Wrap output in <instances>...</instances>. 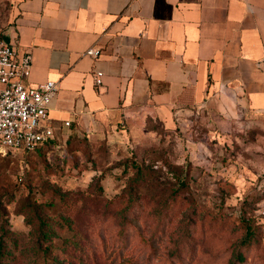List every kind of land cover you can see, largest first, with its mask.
I'll use <instances>...</instances> for the list:
<instances>
[{"label": "rangeland", "instance_id": "374dc122", "mask_svg": "<svg viewBox=\"0 0 264 264\" xmlns=\"http://www.w3.org/2000/svg\"><path fill=\"white\" fill-rule=\"evenodd\" d=\"M16 3L0 0L1 39ZM176 124L72 123L41 151L0 153V264H264V114Z\"/></svg>", "mask_w": 264, "mask_h": 264}, {"label": "crops", "instance_id": "0c3cea01", "mask_svg": "<svg viewBox=\"0 0 264 264\" xmlns=\"http://www.w3.org/2000/svg\"><path fill=\"white\" fill-rule=\"evenodd\" d=\"M3 33L33 57L27 84L58 86L65 122L264 114V0H17ZM94 50L99 55H89ZM97 73L102 84L97 85Z\"/></svg>", "mask_w": 264, "mask_h": 264}, {"label": "built area", "instance_id": "2783aa9c", "mask_svg": "<svg viewBox=\"0 0 264 264\" xmlns=\"http://www.w3.org/2000/svg\"><path fill=\"white\" fill-rule=\"evenodd\" d=\"M89 55L99 52L90 50ZM33 57L16 44L0 39V153H33L56 139L50 121V106L58 86L49 81L39 86L27 84ZM97 85L102 74L97 73ZM72 122H65L70 127Z\"/></svg>", "mask_w": 264, "mask_h": 264}, {"label": "trees", "instance_id": "16d2710c", "mask_svg": "<svg viewBox=\"0 0 264 264\" xmlns=\"http://www.w3.org/2000/svg\"><path fill=\"white\" fill-rule=\"evenodd\" d=\"M1 39V38H0ZM55 141V140H54ZM54 141H52L50 144H46V145H43V146H41L40 148H38L35 152H33V153H36V152H38V151H41V150H43L45 147H48V146H51L53 143H54ZM26 154H32V153H26ZM127 211V210H126ZM126 211H124V212H126ZM123 219H124V224H126V217L124 216L123 217ZM43 224H45V223H43ZM63 227L66 229H69V230H71V232L73 231V228H72V225L70 224V222H68V221H64L63 222ZM44 227V226H43ZM245 236H244V238H243V240H242V247H249V245L254 241V239H255V235H254V232H253V230L251 229V227H249V225H246L245 226ZM80 237H82V233L81 232H77V233H75V234H73L72 235V237H69V238H66L65 240H64V244H66V245H68V246H72V245H76V246H80V241H79V238ZM52 248H54V247H50V248H48V250L49 249H52ZM55 249V248H54ZM57 249V248H56ZM244 262V257H243V255H239L238 257H237V260L234 262V264H241V263H243Z\"/></svg>", "mask_w": 264, "mask_h": 264}]
</instances>
